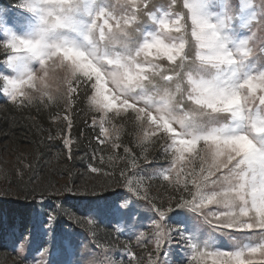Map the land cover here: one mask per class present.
<instances>
[{
  "label": "snow or ice",
  "instance_id": "6c2138e0",
  "mask_svg": "<svg viewBox=\"0 0 264 264\" xmlns=\"http://www.w3.org/2000/svg\"><path fill=\"white\" fill-rule=\"evenodd\" d=\"M259 31H264V0H17L13 11H0V81L3 94L18 106L62 100L64 114L52 119H63L69 130L83 94L95 114L91 127L104 137H95L98 143L111 141L119 148L118 121L130 120L145 146L146 163V145L163 151L168 163L160 167L159 178L172 189L167 201L149 197L145 177L134 171L138 158L125 147L131 168L120 171L119 186L127 191L105 196L104 186L99 192L85 189L96 196L86 213L89 224L104 223L129 240H154L157 252L168 244L164 264H175L168 258L173 240L180 245V264H189V256L195 264H206L205 258L211 264H253L257 255L264 257V39L257 43ZM53 79L58 80L55 93ZM64 145L71 158L67 136ZM90 171L101 169L90 166ZM39 199L27 216L25 231L32 239L25 243L31 247L37 237L48 243L44 238L51 236L63 257L60 264H73L78 241L70 233L57 241L65 205L46 206L43 193ZM210 205L215 210L206 211ZM201 224L227 237L230 250L217 248L211 234L203 238ZM148 229L153 231L145 237ZM25 231L14 236V252Z\"/></svg>",
  "mask_w": 264,
  "mask_h": 264
},
{
  "label": "rangeland",
  "instance_id": "374dc122",
  "mask_svg": "<svg viewBox=\"0 0 264 264\" xmlns=\"http://www.w3.org/2000/svg\"><path fill=\"white\" fill-rule=\"evenodd\" d=\"M156 2L161 3L163 0ZM237 2L232 0L233 4ZM16 4L17 0H0V11L11 12ZM262 39L264 31L257 32V43ZM57 86L58 80L53 79V93ZM57 113L64 114L62 100L51 104L33 100L32 104L18 106L3 94V81H0V264H49L50 261L51 264H60L62 261L63 257L51 242V236L44 238L48 243L39 237L31 247L25 243L32 239L25 231L27 216L30 207H39L41 193L46 206L65 205L63 218L56 225L57 241L65 233L72 234L78 241V254L71 257L73 264L78 259L81 264H89L91 259L102 264H130V261L131 264H157V260L159 264H164L168 244H163L157 252L154 240H129L127 235H118L104 223L98 226L96 222L89 224L86 213L89 203L96 200V196L84 191L96 189L99 192L104 186L105 191L101 194L105 196H109L113 190L118 194L126 193L127 189L119 185L122 183L120 171L126 166L131 168V159L124 152L127 147L138 158L139 166L134 171L145 177L149 197L167 201L172 189L168 182L159 178L160 167L168 163L163 151L157 145H146L150 161L146 163L143 160L145 146L139 143V130L130 120L118 121L121 126L119 148L114 149L111 141L98 143L95 137L100 136L99 128L91 127L95 114L88 109L83 94L71 112L70 130L63 119L53 121L52 117ZM66 136L71 142V158L64 145ZM100 139L104 137L100 136ZM90 166L101 169V172H91ZM129 176L134 181L138 178L132 176L131 172ZM147 177L152 178L149 180ZM69 188L73 191L66 190ZM55 190H59L61 195H54ZM33 197H36L35 204ZM215 208V205H210L206 211ZM48 210L52 211V208ZM21 231H25L24 240L20 241L25 250L20 251V244H17V251L14 252L13 239ZM152 231L148 229L145 237ZM163 231L169 232V227H163ZM201 232L203 238H207L208 234L213 235L217 248L230 250L229 239L214 233L208 224H201ZM125 245L128 247L125 248ZM171 248L169 260L180 264V245L173 240ZM129 251L135 254L136 260H132ZM188 261L189 264H195L191 256ZM205 262L211 264V258H205ZM253 264H264V257L257 255L253 258Z\"/></svg>",
  "mask_w": 264,
  "mask_h": 264
}]
</instances>
